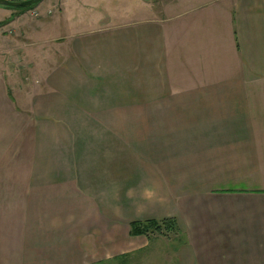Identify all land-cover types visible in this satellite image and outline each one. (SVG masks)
<instances>
[{
  "label": "crops",
  "instance_id": "obj_1",
  "mask_svg": "<svg viewBox=\"0 0 264 264\" xmlns=\"http://www.w3.org/2000/svg\"><path fill=\"white\" fill-rule=\"evenodd\" d=\"M126 1L46 41L0 9L43 53L24 107L0 68V264H130L166 218L176 264H264V0Z\"/></svg>",
  "mask_w": 264,
  "mask_h": 264
},
{
  "label": "rangeland",
  "instance_id": "obj_2",
  "mask_svg": "<svg viewBox=\"0 0 264 264\" xmlns=\"http://www.w3.org/2000/svg\"><path fill=\"white\" fill-rule=\"evenodd\" d=\"M8 1H14V2H23L27 0H8ZM42 2V1H41ZM94 3V6H90L91 8H81L79 6L74 7L76 5H71L68 12L64 16L61 14L58 15V6L60 5V0H45L43 3L36 4L34 6H31L30 9H26L25 11H20L23 8H10L12 9V13L14 14L13 18H18L20 20V27L19 29L24 30L27 26L30 27V24L33 25L34 22L39 21V18L43 17V19H46L47 12L49 10H53L54 12L53 16L55 19L59 17L58 24L56 26H51L47 29L46 33L47 35L41 36V41H46L50 38V35L53 34H74L78 31H85L89 28H92L95 23L97 17H100L101 15H104V19L111 17V21L119 22L120 20H123V13L127 8L133 9L134 5L127 3L126 0H92ZM96 3V4H95ZM133 7V8H132ZM57 9V11L55 10ZM0 9H8L5 6L0 5ZM20 9V10H18ZM108 9V10H107ZM135 9V8H134ZM137 9V8H136ZM108 12L115 13L114 16H111L109 14H106ZM137 11V10H136ZM3 15L0 13V68H2L5 73L7 74L6 78L8 80V84L11 88V94L14 97L15 101L18 103V105L25 106L27 101V95L30 93L29 91H20L17 90V84H23L26 83L27 80L31 79V72L29 71L31 68V61H26L25 58L27 56L26 52L32 55H37L38 52H41V50L33 51V49L24 50V48H19L18 44L20 41H23V36L21 34V31L19 29H10L8 30L3 29V25L7 21L10 22L11 18L8 17L7 19L3 20ZM135 16H138L137 12H135V15L133 13L132 18H136ZM100 19V18H99ZM108 20V19H107ZM55 31V32H54ZM20 39L18 44H14L12 42V39ZM11 40V41H6ZM2 41V42H1ZM5 41V42H4ZM25 44H30L33 48L37 44L36 38L32 37L31 40H28L25 42ZM46 44L45 46H47ZM43 46L42 48H44ZM52 51H56L58 48L57 46H51L50 44L47 46ZM46 47V48H47ZM41 48V49H42ZM47 51V50H46ZM59 51V50H58ZM62 51V48H61ZM45 53V52H44ZM25 55V58L22 57ZM37 65L34 67L38 72L43 71L47 68L46 62H44L41 58H36ZM33 63V62H32ZM37 72V73H38ZM38 74H34L35 76H38ZM12 77V78H11ZM13 81V82H12ZM30 89V87H29ZM22 107V108H23ZM180 236V234H179ZM178 236H175L171 234L169 237L165 236H153L152 241L150 242L151 247L147 249L145 252L137 253L134 259L132 260V263L130 264H176L174 263V257H172L171 247L173 246L174 242L176 241V238ZM128 261V259H124ZM117 264V263H116Z\"/></svg>",
  "mask_w": 264,
  "mask_h": 264
},
{
  "label": "trees",
  "instance_id": "obj_3",
  "mask_svg": "<svg viewBox=\"0 0 264 264\" xmlns=\"http://www.w3.org/2000/svg\"><path fill=\"white\" fill-rule=\"evenodd\" d=\"M29 7L31 8V6ZM29 7H21L23 9L18 10L25 11L26 9H30ZM2 23L7 24V21ZM130 234L131 236H145L148 239H151L153 236L169 237L171 234H173L175 236H178L176 238V240H178L180 228L177 220L174 218H166L162 220H147L144 222L132 223Z\"/></svg>",
  "mask_w": 264,
  "mask_h": 264
},
{
  "label": "water",
  "instance_id": "obj_4",
  "mask_svg": "<svg viewBox=\"0 0 264 264\" xmlns=\"http://www.w3.org/2000/svg\"><path fill=\"white\" fill-rule=\"evenodd\" d=\"M41 1L43 0H27L23 2L0 0V5L9 7V8H21V7H29V6L39 4Z\"/></svg>",
  "mask_w": 264,
  "mask_h": 264
},
{
  "label": "built area",
  "instance_id": "obj_5",
  "mask_svg": "<svg viewBox=\"0 0 264 264\" xmlns=\"http://www.w3.org/2000/svg\"><path fill=\"white\" fill-rule=\"evenodd\" d=\"M1 29H2V28H1ZM1 29H0V30H1Z\"/></svg>",
  "mask_w": 264,
  "mask_h": 264
},
{
  "label": "flooded vegetation",
  "instance_id": "obj_6",
  "mask_svg": "<svg viewBox=\"0 0 264 264\" xmlns=\"http://www.w3.org/2000/svg\"><path fill=\"white\" fill-rule=\"evenodd\" d=\"M7 8H9V7H7Z\"/></svg>",
  "mask_w": 264,
  "mask_h": 264
}]
</instances>
